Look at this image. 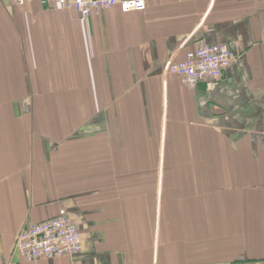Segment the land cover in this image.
Returning a JSON list of instances; mask_svg holds the SVG:
<instances>
[{
	"label": "crops",
	"instance_id": "obj_1",
	"mask_svg": "<svg viewBox=\"0 0 264 264\" xmlns=\"http://www.w3.org/2000/svg\"><path fill=\"white\" fill-rule=\"evenodd\" d=\"M201 43L220 80L164 71ZM60 208L81 252L24 259ZM0 264H264V0H0Z\"/></svg>",
	"mask_w": 264,
	"mask_h": 264
},
{
	"label": "built area",
	"instance_id": "obj_2",
	"mask_svg": "<svg viewBox=\"0 0 264 264\" xmlns=\"http://www.w3.org/2000/svg\"><path fill=\"white\" fill-rule=\"evenodd\" d=\"M27 2H36L43 7L76 9L83 19L118 5L128 11L146 9V0H16L20 6ZM238 57L226 44L201 43L187 51L182 61H167L164 71L179 77L186 86H195L206 80H220ZM15 248L28 261L74 256L82 250L81 234L67 210L60 208L53 217L24 228L17 237Z\"/></svg>",
	"mask_w": 264,
	"mask_h": 264
}]
</instances>
